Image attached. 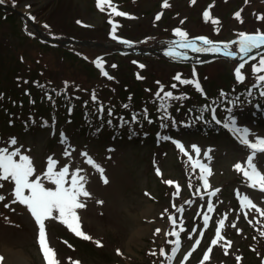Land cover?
Listing matches in <instances>:
<instances>
[{
  "label": "rangeland",
  "instance_id": "374dc122",
  "mask_svg": "<svg viewBox=\"0 0 264 264\" xmlns=\"http://www.w3.org/2000/svg\"><path fill=\"white\" fill-rule=\"evenodd\" d=\"M4 2L16 4L13 7L17 10L7 9L8 15L0 10V148L7 147L10 151L20 148L22 154L30 156L36 170L34 175H41L45 187H55L42 175L49 156L58 161L57 170L69 166V180L75 169H82L80 175L85 177L84 187L90 193L88 197L79 198L85 207L76 209V213L80 230L92 239L81 241L82 237L72 232L55 210L44 221L49 246L55 250L60 264H71V261L80 264H264V235H261L264 216L255 209L241 207V198L247 195L264 210V192L250 188L243 174L234 167L236 163H244L250 150L227 132L190 133L180 127L199 120L197 116H191V104L205 102L214 93L233 90L238 85L258 87L264 83L256 79L264 72L252 70V65L258 64L260 56L264 55V46L253 49L256 55L249 57L255 59L245 57L242 60L238 45L239 33L264 31V20L258 19L264 16V0H195V3L192 0H167L169 7L163 6L165 0H104L101 6H98V0ZM113 8L127 15H116ZM206 10L208 17L204 15ZM237 12H240L239 18L235 16ZM26 16L50 36H60L62 40L69 37L90 39L98 44L86 48L73 42L56 46L43 39L46 43L40 45L33 38L36 36L34 29L30 26L25 29L26 25L21 21L27 20ZM213 19L218 22L213 23ZM177 28L186 32L187 38L204 35L223 44L218 46L219 51L199 52L175 45L174 39H182L174 31ZM118 36H126L133 43L119 39L121 43L115 42L113 39ZM140 45L163 48L160 53L157 50L144 53L137 48ZM195 45L205 49L212 47L201 43ZM109 46L123 52H115L116 48L111 50ZM128 47L136 48L137 52L126 54ZM72 48L76 50L74 54L70 51ZM228 51L236 55H225ZM81 58L99 70L92 69ZM244 61L241 72L245 79L238 81L235 69ZM185 62L192 65L183 64ZM28 69L33 72L31 79L35 84L23 95L16 91L15 76L18 71L27 72ZM105 72L107 76L103 74ZM177 75L181 80L199 81L203 91L197 90L194 84L177 81ZM37 81L53 85L61 96L53 99L39 89ZM173 84L175 88H172ZM128 86L134 91L139 103L137 107L142 110H147L142 105L144 98H157L155 94L161 86L177 97L166 101H170L173 108L166 128L150 122L143 111L135 113L136 106L133 107L128 99V96L132 97ZM27 87L29 89L30 85ZM257 90L264 91V84L263 89ZM68 94L75 98L89 96L90 105L97 104L98 108L100 104H106L108 116L117 121L124 118L135 122L154 134V142L116 141L111 139L108 129L97 138L89 135L85 138L79 134V126L69 120V109H65L66 112L60 107L63 96ZM93 94L96 99L92 98ZM250 96L241 104L216 102L214 110L216 118L222 122L235 118L236 126L247 127L249 139H254L264 136V113L262 105ZM81 104L87 103L81 101ZM108 106L114 110L111 115ZM117 106L125 112L126 118L116 116ZM28 107L58 124L55 128L59 131L36 130L33 134L25 126L15 124L14 118L29 113ZM97 115H100L99 110ZM159 117L168 118L161 114ZM78 119L82 118L76 116L75 122ZM63 129L69 134L64 143L60 135ZM12 137L16 138V145L9 144ZM176 141L184 146L183 151ZM193 145L200 150L199 154ZM66 149L70 156L64 155ZM85 152L103 168V174L86 162L87 157L81 155ZM258 161L264 171V155H260ZM200 164L206 165L211 172L210 175L204 173L207 188L201 179ZM104 178L108 183L103 182ZM0 185V195L5 197L0 201L2 264H45L34 217L25 205L12 203L14 183L11 180H0ZM217 189L219 191H215ZM214 196L216 201L213 202ZM236 199L238 203L234 206ZM209 202L213 206L211 212L208 211ZM215 203L224 208L220 215ZM6 204L9 206L5 207ZM245 212L247 217L241 215ZM204 214L209 217L206 226ZM221 219H224L221 228L224 239L213 245L211 242L216 238ZM249 223L258 224L256 233L251 232ZM173 232L178 236L172 235ZM176 240H179L178 246L170 243ZM197 240L199 244L193 250ZM97 241L102 246H98ZM173 247H178L174 255ZM209 248L211 252H208ZM161 249L165 255H161ZM206 253L209 259L204 260Z\"/></svg>",
  "mask_w": 264,
  "mask_h": 264
},
{
  "label": "snow or ice",
  "instance_id": "6c2138e0",
  "mask_svg": "<svg viewBox=\"0 0 264 264\" xmlns=\"http://www.w3.org/2000/svg\"><path fill=\"white\" fill-rule=\"evenodd\" d=\"M104 2V0H98V6H101V4ZM110 2V0H109ZM4 3V0H0V4ZM192 3H195V0H192ZM164 7H169L167 0H165V3L163 4ZM113 11L116 15L125 16L127 15L124 12L116 11L115 8H113ZM204 15L206 17L209 16V12L206 10ZM235 16L237 18L240 17V12L235 13ZM157 19H159V15L157 16ZM258 19L264 20V16H259ZM213 23H217L218 21L213 19ZM79 23V21H78ZM177 35H179L183 40L184 43L181 45L185 48H192L194 51H219V47L215 45L212 41H210L207 37H196L193 40L189 41L187 39V33L182 31L181 29L177 28L174 30ZM195 40H202L205 44L212 45L211 48L205 49L196 47ZM232 43H237V41H233ZM239 53L243 54L241 56V59L244 60L245 57L248 59H255V57H249L248 54L253 51V49H260L261 46H264V31L257 30L254 33H246L241 32L239 33ZM169 55H174L173 52H169ZM225 55L229 56H235V52H225ZM246 61L239 64L238 67L235 69V74L238 81H243L245 79L244 75L241 72V69L245 67ZM140 67H144L143 65H140ZM252 70L254 73H261L264 72V55L260 56V59L258 61V64L252 65ZM105 76L108 74L105 72L103 73ZM111 79V77H109ZM175 79L177 81H180L183 84H194L197 90L203 91L201 88V85L199 81L197 80H181L180 75L175 76ZM257 81L264 82V75H257L256 77ZM159 83V82H157ZM176 85L173 84L172 88H175ZM253 87H256V85H253ZM161 93H163V96H161ZM156 97L161 101L160 108L164 109L165 112L167 111V103L166 101L168 99H177L173 95L171 91H164L163 86L160 87V90L155 94ZM223 95V93H222ZM249 95H251V91H249ZM261 96H264V91H261ZM93 99H96L95 95L93 94ZM127 107V105H125ZM213 117L212 119L215 120L217 124L223 123V127L229 129L237 138L239 143L241 145L246 146L250 152L247 156L246 160L243 164L236 163L234 165L235 169L238 172H241L243 176L246 178V181L248 183V186L253 189H258L261 192H264V171L261 170V168L258 166V157L260 155H264V136H256L254 139H249L250 130L247 127H238L236 126V120L235 118H229L225 121H221L216 118L215 116V110L213 109ZM230 111V110H229ZM109 115H111V109H109ZM146 115V110H145ZM136 119V116H133V120ZM151 122V121H150ZM109 124H111V120L108 121ZM61 135V142L64 143L66 141V137L63 132L60 133ZM167 139V137H165ZM9 144L16 145L17 140L15 137H12L9 140ZM177 146L183 151L184 146L180 144L179 141H176ZM193 149L196 151L197 154H199V149L193 145ZM65 156H70V152L66 149ZM81 155L87 157V163L90 165H93L96 167L101 174H103L104 170L101 168L98 164L95 163V161L88 156V154L81 153ZM207 155V153H205ZM191 159V157H189ZM58 164V161L53 159V157L49 156L47 158V168L46 171L42 174L43 178L50 181L55 187H45L44 183L42 182L41 175H34L35 173V167L33 165V161L30 158V156L26 154H22L20 151V148H15L13 150H9V148L4 147L0 148V180L8 181L11 180L14 183V189H13V195L14 200L12 203L19 202L23 205H25L28 210L30 211L31 215L34 217L38 228V243L40 245L41 252L43 254L45 264H60L59 260L57 259L56 252L53 248L49 246L48 240H47V234L45 229V223L44 221L52 216L53 210L57 211L59 213V219L68 226V228L74 232L77 236L82 237L83 239L89 240L92 239L90 236L85 235L80 230L79 225V217L77 216L76 209L83 208L85 205L80 201V197H88L90 193L85 189L83 181L85 180V177L80 175V173L83 171L82 169H75L71 173L70 180L69 177V166L64 165L59 168V170L56 169V165ZM199 167L201 168V179L204 180V186L205 188L208 187V181L204 175L206 172L208 175L211 174L210 169H207V166L204 164H200ZM157 174L160 175V170L157 168ZM104 183H108L107 178H104ZM165 183L172 184L173 181H165ZM2 187V185H0ZM178 187V186H177ZM27 190V194H26ZM215 191H219L218 189ZM214 194V193H213ZM239 195V193H238ZM5 199L4 196L0 195V201H3ZM99 203H102L100 201ZM186 203H191L190 201H187ZM9 205H5V207H8ZM241 207L242 208H249V209H255L257 212L260 213L261 216H264V210H261L247 195H243L241 198ZM213 210V206L211 202L208 204V211L211 212ZM248 213L245 212V216L247 217ZM204 221L205 226L208 222V215L204 214ZM225 215V219H226ZM173 224L176 223L175 219H173ZM251 222V221H250ZM224 225V219H221L218 221V227L216 229V238L212 240V244L215 245L218 243V240L224 239L221 236V228ZM233 227H235V224H233ZM160 229H157V232H159ZM172 235H177L178 233L173 232ZM202 235V233H201ZM261 235H264V232L261 233ZM170 243H173L178 246L179 240L172 241ZM98 246L100 245V242L97 241ZM199 244V240L196 241V245L193 246V250L195 247ZM228 245H231V242H228ZM178 250V247L172 248V254L174 255L175 252ZM117 252L119 253V249H117ZM208 252H211V248L208 249ZM161 255H165L164 250H160ZM225 254H227V250L225 249ZM155 255V253H153ZM171 259V257H169ZM204 260L209 259L208 253L205 254ZM239 260V257H237ZM4 260L3 256H0V264H2ZM71 260V258H69ZM71 264H80L79 261H71Z\"/></svg>",
  "mask_w": 264,
  "mask_h": 264
},
{
  "label": "trees",
  "instance_id": "16d2710c",
  "mask_svg": "<svg viewBox=\"0 0 264 264\" xmlns=\"http://www.w3.org/2000/svg\"><path fill=\"white\" fill-rule=\"evenodd\" d=\"M41 87H42L43 90H47L48 89V91L50 92V90H49L50 88H48L47 84H42ZM246 90H247L246 88L241 87L240 90L231 91V92L235 93L236 96H238V97H240V96L244 97L247 94ZM51 93L55 94V91L51 90ZM153 99L154 98L145 99L143 104H142L143 107H145L147 109L148 117L154 119V121H157V122H161L162 120L165 121V118L162 119L157 114L159 113V114L163 115V117H167L169 114H173V108L169 104H167V111L165 112L164 109L160 108V101L155 99L156 100V103H155V100H153ZM130 103L133 104V107L136 106L135 109L140 110V111L142 110L139 107H137V105L139 103H138V101H136L134 93H133V95L131 97ZM117 107H118L117 111H120L119 110V106H117ZM88 118H90V121H91V123L94 126L100 127L101 130L106 128V127H110V128L116 129L117 137H126L128 134H130L131 136H133L135 138H139L140 137L141 130H138L136 124L131 123V122L127 121V120L122 119L120 123L118 121L111 120V124H109L108 121L105 118L102 119V120H98L97 119L98 120V123H97L96 120H95L96 118L92 114H89ZM207 125L208 124H204L202 126L203 129L207 128ZM198 126L194 125L193 128L196 129V128H198ZM222 129H224V128L222 127ZM253 249L255 251V249H256L255 245H253ZM253 253H256V252H253ZM148 255L151 256V254H148Z\"/></svg>",
  "mask_w": 264,
  "mask_h": 264
}]
</instances>
